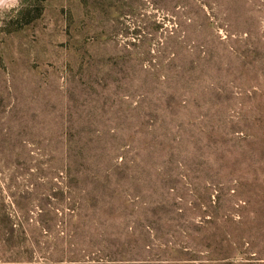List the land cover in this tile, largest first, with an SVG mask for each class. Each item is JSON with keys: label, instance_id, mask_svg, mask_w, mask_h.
<instances>
[{"label": "rangeland", "instance_id": "rangeland-1", "mask_svg": "<svg viewBox=\"0 0 264 264\" xmlns=\"http://www.w3.org/2000/svg\"><path fill=\"white\" fill-rule=\"evenodd\" d=\"M1 244L264 264V0H0Z\"/></svg>", "mask_w": 264, "mask_h": 264}, {"label": "trees", "instance_id": "trees-1", "mask_svg": "<svg viewBox=\"0 0 264 264\" xmlns=\"http://www.w3.org/2000/svg\"><path fill=\"white\" fill-rule=\"evenodd\" d=\"M40 216V215H39ZM44 218L40 216V220L42 221ZM9 247H6L5 245L1 244L0 245V257H7L9 255V251L11 250H8Z\"/></svg>", "mask_w": 264, "mask_h": 264}]
</instances>
